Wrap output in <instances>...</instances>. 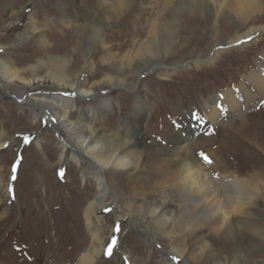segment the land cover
Returning a JSON list of instances; mask_svg holds the SVG:
<instances>
[{
    "label": "rangeland",
    "instance_id": "obj_1",
    "mask_svg": "<svg viewBox=\"0 0 264 264\" xmlns=\"http://www.w3.org/2000/svg\"><path fill=\"white\" fill-rule=\"evenodd\" d=\"M37 1L39 0H0V22L19 13L13 19L15 27L0 32V48L1 42L12 41L27 28L32 12L41 15L43 25L52 24L53 20L62 23L67 17L61 15L60 0H42L36 4ZM163 2L164 0H140V3L124 12L106 31L114 36L109 43H122L126 52L134 39L145 40L148 21L161 20L158 12ZM99 3L102 0H71V6L79 17L78 22H86V16L83 15L87 10H98ZM104 5L106 10H111L108 3ZM125 20L128 25L119 35ZM238 20L235 27L234 24L213 21L206 16H188L183 27L179 26L174 34V52L166 64L153 66L140 77L141 92H137L140 87L137 84L134 89H97L90 98H75L78 106L84 109L93 107L102 100L112 101L113 109L99 114L94 127L108 132L117 128L120 121L127 119L130 121V133L149 149L146 150L147 165L136 175H129L119 169H110L107 173L108 178L115 182L116 187L112 188L120 196H117L118 202L115 204H110L115 200L109 198V206L99 212L101 219L95 226L99 229L101 242L92 240L83 218V210L96 192V184L92 178L88 176L83 180L89 167L88 162L82 158L71 160L72 149L66 146L67 158L57 164L63 143L56 129L44 118L34 119L36 114L28 107V103L19 105L12 95L0 96V264H62L61 259L68 253L71 264H75L80 255L90 248H102V254L97 257L95 264H167L164 259L170 257L168 250L171 247L185 253V259L177 258L175 264H187V258L192 264H201L199 254L194 250L195 246H201L206 252L220 256L227 255L224 240L215 232L213 225L202 222L198 208L194 210L188 205L180 186L173 179L177 170L173 162L174 153L165 155L160 150H153L157 145L169 146L180 136L184 140L179 143H190L193 138L195 144L198 138L196 136L201 133L215 137L216 127L219 125L208 123L202 129L199 127V120L204 117V108L210 98H223L233 89L236 92L240 90L243 101L247 94H259V89L252 86V78L254 73L264 67V33L247 42L245 47L236 45L224 49L213 63L197 66L192 62L191 65L172 66L188 56L207 54L215 43L247 31L251 26L263 25L264 2H260L259 8L251 16ZM121 21V24H117ZM66 43L65 47L68 45ZM36 51V48L16 49L9 51V54L0 49V59L8 56L23 59ZM103 55L104 53L99 57ZM86 72L87 77L90 69ZM132 79L135 80V77ZM94 80L96 78L89 77L87 82L89 84ZM40 84H43V90L49 91L48 82L44 85L41 81ZM137 102L141 103L140 109L143 110L141 124L131 120ZM258 102L243 103L245 126L247 127L248 122L254 123L250 129L259 135L256 140L252 142L251 135L245 131L239 134L235 130L241 126L239 119L234 114L225 112L219 123L227 125L225 135H232L233 144H225L224 140L217 147V161L212 156L215 147L222 142L219 138L217 141L213 139L203 152L199 151L204 171L232 181V189H238L234 188V181L245 189L255 181H264V102ZM73 114L76 116L78 113L74 111ZM193 123L196 127L192 126ZM37 143H46L44 154L37 149ZM153 145L155 149H152ZM164 171L169 172V175H164ZM164 192L166 199L179 206V221L171 230L169 238L162 231L158 233L149 218L144 225L155 230L159 243L153 240L154 234L149 236L156 243L151 248L146 232L133 224L129 216L138 214L136 211L133 213L132 207L152 202ZM249 201L236 208H228L232 212L228 221L238 228L254 221L263 225L264 218H260ZM116 210L126 212L127 215L121 218ZM262 213L264 216L263 211ZM140 217L148 218V213L143 212ZM21 219L25 220L24 226L22 225L25 232L23 235L20 232L22 226L19 227ZM186 220L193 226L192 233L185 231ZM199 231L205 233L202 241L194 237Z\"/></svg>",
    "mask_w": 264,
    "mask_h": 264
},
{
    "label": "bare ground",
    "instance_id": "obj_2",
    "mask_svg": "<svg viewBox=\"0 0 264 264\" xmlns=\"http://www.w3.org/2000/svg\"><path fill=\"white\" fill-rule=\"evenodd\" d=\"M222 1L164 0L162 8L158 12V18L161 20L150 19L147 24L146 39H134L131 48L126 52H124L122 43L116 45L109 43L114 36L106 31L118 21L124 12L140 3V0H102L98 10H87L83 15L86 16L84 23L78 22L79 17L71 6V0H60L61 15L67 16L61 21L62 23L59 22V24L57 20H53L52 24L43 25L41 24V15L32 12L26 29L18 33L12 41L1 42L0 49L9 54H11L9 51L16 49H37L34 54L26 55L23 59H12L11 56L0 59V96L12 95L19 105L24 102L28 103V107L30 106L36 114L34 119L44 118L56 129L63 143L57 164L64 162L67 158V147L72 149L71 160L77 161L78 158H82L88 162L89 167L83 180L88 176L92 178L96 184V192L86 204L83 218L93 241L101 242L99 229L95 226L96 222L101 219L99 212L109 206V198L115 200L110 204H115L116 201L118 202L117 196H120V193L114 190L115 182L108 178L107 173L110 169H119L126 171L129 175H136L147 165L148 153L146 150L149 149L130 133V121L127 119L120 121L117 128L108 132L94 127L99 114L113 109L112 101L102 100L95 106L84 109L78 106L75 98H90L92 92L94 93L97 89H122L124 87L134 89L137 84H140L137 92H141L140 77L153 66L161 63L166 64L167 59L174 52L176 44L174 34L179 26L183 27L184 20L188 16H206L213 21L221 20V22L235 26L238 19L251 16V13L259 8L260 2H264V0ZM41 2L42 0H39L36 4ZM106 3L110 5V11L104 8ZM18 15V12L14 13L9 19L0 22V32L15 27L13 19ZM81 18L83 19V17ZM126 23V20L122 23L119 35L124 29L126 30L128 25ZM262 33H264V24L251 26L247 31L215 43L205 55H191L180 59L175 65H171L174 67L179 64L191 65L190 63L193 62L197 66H202L204 63H213L224 49L236 45L245 47L248 45L247 42L255 40V37ZM118 37L120 38V36ZM66 40L68 45L65 47ZM103 53L104 55L99 57ZM87 69H90V73L86 77ZM261 69L254 73L252 78V86L259 89V94L244 95L245 101H243L239 93L240 90L236 92L233 89L223 98L218 96L210 98L206 102L205 114L199 120V127L202 129L208 123L219 125L216 127L215 137L199 133L200 135L196 136L198 137L196 144L193 138L189 139L190 143H185V141L179 143L180 140H184L181 138L183 136H180L167 147L157 145L155 149V146H152L155 152L160 150L165 155L174 153L173 162L177 170L174 172L173 179L180 186L188 205L193 209L198 208V215L202 222L213 225L215 232L225 242L226 256L206 252L201 246H195L194 250L198 252L201 264H264L262 257L264 256V222L263 225L258 221L242 224L243 228L240 227V229L233 222L228 221L232 213L228 208H236L237 205L246 204L249 200V204L253 205L260 218H264L262 213V211L264 212V181H255L247 189L234 181V188L238 187V189H232L233 185H230L232 181L218 174L204 171V164L199 158V151L203 152L213 139L217 141L219 138L222 141L214 149L215 156L212 157L216 161L218 160L217 147L221 146L224 140L225 144L229 142L231 145L233 144L232 135L229 133H227L228 136L225 135L227 125L219 123L225 112L232 113L235 118L239 119L241 126L235 129L239 134H242L240 133L242 131L243 133L247 132L251 135L252 142L259 136L255 131L251 132L250 128L254 123L248 122L247 127L245 126L243 103L264 102V67ZM89 77L96 78V80L88 84ZM132 77H135V80ZM41 81L44 85L47 82L50 84L49 91L43 90ZM140 108L141 103L137 102L131 116V120L135 123L141 122L143 110ZM222 109H226V111H222ZM74 111L79 115L75 116ZM232 123L234 122H229V124ZM192 126L196 127L194 123ZM45 144H36L37 149L43 154L45 153ZM163 174L168 176L169 172L164 171ZM164 194L165 192L154 201L147 202L140 207H132L133 213L136 211L138 214L129 216L134 222H132L133 224L140 226L146 232L151 248L159 243L155 230L144 225V223L147 224L149 218V222L155 225L156 231L158 233L162 231L169 238H171V230L176 227L179 221V217H177L179 206L172 200L166 199ZM116 211L120 213L118 215L121 218L127 215L121 210ZM143 212L148 213V218L140 217ZM24 224L25 220L21 219L19 227ZM23 226L20 231L22 235L25 234ZM184 228L186 232L193 230V226L187 220ZM204 235L203 231H199L194 237L202 241ZM149 236H152L156 243H153ZM168 253L170 257L164 259L167 264H175L177 258L185 256L183 251L175 247L169 248ZM101 254L102 248L87 249L75 264H95L97 257ZM61 261L62 264H71L70 254L65 255ZM186 262L192 264L188 258Z\"/></svg>",
    "mask_w": 264,
    "mask_h": 264
}]
</instances>
